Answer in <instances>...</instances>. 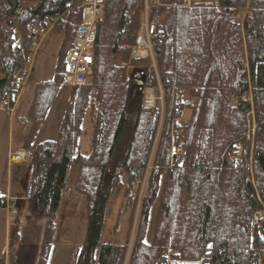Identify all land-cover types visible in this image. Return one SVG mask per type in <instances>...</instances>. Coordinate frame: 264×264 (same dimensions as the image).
<instances>
[{
    "label": "trees",
    "instance_id": "obj_1",
    "mask_svg": "<svg viewBox=\"0 0 264 264\" xmlns=\"http://www.w3.org/2000/svg\"><path fill=\"white\" fill-rule=\"evenodd\" d=\"M70 1L0 0V104L11 92L13 76L27 66L33 42L26 23L46 27L48 18H59L54 29L65 33L54 77L34 86L27 115L20 116V105L14 116L27 127L22 142L27 148L64 83V57L82 20L81 10L66 7ZM246 1L152 8L151 14L161 17V36L153 45L164 93L162 117L160 105L142 107L141 87L121 66L131 62L144 0H106L97 21L93 80L71 88L57 139L38 144L29 164V216L45 218L36 264H47L71 167H79L75 191L86 199L88 221L74 264H157L170 247L179 253L177 260L208 255L203 264H258L259 258L264 264V0H251L242 30L231 17ZM16 28L20 33L13 40L10 34ZM153 73L146 75L156 84ZM186 94L196 102L183 126V160L172 165L171 131ZM88 113L91 152L82 155L78 145ZM251 117L254 143L248 131ZM240 142L254 146L251 167L231 156ZM123 176L128 182L126 240L102 243L106 205ZM161 188L147 243L150 210ZM6 206L7 198L0 194V208ZM256 213L262 214L259 229L252 226ZM17 237L18 227L12 229L11 247Z\"/></svg>",
    "mask_w": 264,
    "mask_h": 264
},
{
    "label": "rangeland",
    "instance_id": "obj_2",
    "mask_svg": "<svg viewBox=\"0 0 264 264\" xmlns=\"http://www.w3.org/2000/svg\"><path fill=\"white\" fill-rule=\"evenodd\" d=\"M169 1L170 0H165L163 4L159 6L175 5V6H182L185 8H190L203 0H197L196 3H193L189 6L184 5L182 0L180 1V3H170ZM250 3H251V0H247L245 2V6L241 8L236 14H234L231 17V20L237 14L241 15L240 16L241 19H243L245 16V20H246V18L251 15V8H250L251 4ZM153 7L154 6L150 7L148 15L149 17H153V16L157 17L158 25H159V22L161 21V17L159 16L158 13L151 14V10ZM144 13H145V9L143 12L142 21L145 16ZM101 18L102 17H100L99 19ZM98 20H96V22ZM28 23H26V25ZM232 23L237 24L238 22H235V23L232 22ZM26 25H25V29L29 33V31L26 28ZM239 26L243 30V25L239 23ZM54 27L45 30V32L40 34L39 37L31 36L29 33V35L32 38L33 43L30 48V55H29L30 61L27 60V66H26V69L28 71V80H27L28 83L24 85V86L26 85L27 86L25 90L23 91V96L21 98V101L18 103V107H20L21 105V110H22L21 111L22 113L20 114V116L27 115V111H28L29 104L31 102L32 91H33L34 86L38 84L39 82L48 81L54 77L60 51L63 45V41L65 39V33L61 30L59 31V30L54 29ZM13 32H15L16 35L14 38H11V34ZM19 33L20 32L18 28L14 29L10 34V38L13 40L17 39L19 37ZM17 44L20 45V41ZM133 49H134V46H133ZM133 49H132V52H133ZM152 51L154 54L153 61L155 62L156 69L149 67L152 64L151 60H134L132 57V52H131V62L121 63V66H123L126 70V75L133 78L135 83L141 86V91H140L141 93L145 87L147 86L158 87V83H160L158 70H157V64L155 60L156 54L154 51V45H152ZM141 70L146 72V74L149 71L154 72L153 74L155 77L156 84L154 83L153 77H151L149 74H148L149 76L146 75L147 77L145 76V78L140 77L139 72ZM148 77H151L152 83L148 82ZM92 80L93 78L91 74V77L89 78L88 83H91ZM70 97H71V87L63 83L59 89L58 95L56 96L54 103L52 104V106L50 107V109L48 110L46 114L44 122L42 123L40 128L37 130L34 138L32 139L30 149L33 150L38 144L44 141L57 139V136H58V133L61 127V123L64 117L66 105ZM187 97L196 100L195 98L191 97L188 94L185 95V98ZM234 100H235V96L234 94H231L230 105H232ZM158 105L159 104H156V107ZM160 110H162L161 107H160ZM191 111H192V108L189 107L184 112V114H181L179 118H177V119H180L181 117H183L184 119H186V122H183V121L181 122L182 127L177 126L176 123H174L172 131L174 129L182 128L183 133H184L183 126L189 122ZM14 116H12L13 119L11 120L10 119L11 115L8 113L5 106L0 104V194L1 195L6 194V188L8 187V181H9V176H8L9 138H11V140L14 141V147H15L18 143L19 133L21 132L24 133V137L22 138V142H23L26 132H27V127H25V125L19 120V118H18L19 120L18 122L16 120L17 118H15ZM161 116L163 117V113L161 114ZM10 125L12 128L11 134H9ZM248 127H249V130H248L249 134L250 132H252L250 134V137H251L250 140L254 143L253 141L254 138L252 135L255 132L256 123L252 117L249 118L248 120ZM82 129L83 130H82V134L79 139L78 149H79L80 154L88 155L91 152L90 137L92 133V124L90 122L89 113L86 115L84 119ZM172 131H171V135H172ZM24 146L21 144L20 147L14 148L13 150L27 148ZM242 148L243 150L247 148L248 153H250L251 144L250 146L245 145V148L244 147ZM170 150H171V146H170ZM29 164L30 163L24 165L23 167L22 166L10 167L11 172H12L13 182L16 183V185L19 187L17 189L20 190L22 197L28 196V198L30 194V184L28 181H30L29 178L31 175ZM164 178H165V173L163 174V177H162L163 181H164ZM122 181H123V184L121 187H116L112 190L111 196L106 205V211H105V217H104V227H103V231L101 235L102 243L111 242L114 244V243H119L122 240L124 243L126 240L125 236L129 228V223L127 220L129 210L125 206V203H126L125 189L128 186L127 176H123ZM62 189H64V187ZM161 192H162V188L160 189L158 197L154 201L151 207V210H150L148 228H147V233L145 237V241L147 243L151 242V239L153 236L154 227L156 223L157 210H158V206H159V202L161 198ZM66 199L68 198L63 199L62 205L60 206V209L58 211L55 231L53 234V240H52V244L50 247L47 264H74L75 254L77 250L82 246L85 240L86 229L88 226L86 206L82 205L81 202H77L76 203L77 207L73 205L76 211L75 212L70 211V208L71 207L73 208V206L69 204ZM13 201L14 200H12V202ZM16 205L17 207L15 206V209L17 211L16 212L17 214L15 215L12 214L13 208H11L9 211H7L6 209L7 206L5 208H0V253L3 250L2 249L3 246L1 244L3 240L5 219L7 218V216L12 220L13 222L12 224H15V220H19V225L22 228L21 231H19L20 235H23L24 233L25 236H29L31 229L36 230V228L40 226L41 227V242H42V236H43L44 227H45V218L37 217V216L30 217L29 211H28V201L27 200L25 201L19 200V202L16 203ZM116 223H118L117 228L115 227ZM253 228L259 229V225L253 226ZM133 234H134V231H133ZM55 239L66 240V243L59 245L56 242L54 243ZM132 240H133V235L130 241L131 244H132ZM13 247L10 246V248H13ZM6 254L9 255V252H6ZM176 254H179V253L176 251ZM207 256L208 255H204L200 259L194 260V261L182 260V259L177 260L175 258V260H177L178 262L175 264H186V263L198 264V262H201V261H203L201 263L203 264L207 260L208 258Z\"/></svg>",
    "mask_w": 264,
    "mask_h": 264
},
{
    "label": "built area",
    "instance_id": "obj_3",
    "mask_svg": "<svg viewBox=\"0 0 264 264\" xmlns=\"http://www.w3.org/2000/svg\"><path fill=\"white\" fill-rule=\"evenodd\" d=\"M165 0H144V19L141 22L139 30L136 35L135 45L132 52V57L134 60H151L152 64L150 68L156 69L154 60V54L152 51L153 41L159 38L160 31L158 27L157 17H149V9L151 6L162 5ZM183 4L189 6L196 3L197 0H182ZM106 0H72L66 3L68 9L77 8L81 10L82 21L75 27L74 37L71 46L67 50L65 55V73H64V83L76 87L88 82L91 77V67L94 63V46L97 38V22L103 15V6ZM240 14L235 15L232 18V22H238L237 24H244L245 16L241 19ZM59 18L50 17L47 20V27H41L37 22H30L26 25L27 30L31 36L39 37L40 34L44 33L45 30L53 28L58 22ZM15 32L11 34V38H14ZM30 61V58H28ZM28 71L25 69L22 73H18L13 76L10 86L11 92L5 95L3 104L7 107L8 111L13 112L22 93L25 80L27 79ZM139 76L145 78L146 72L141 70ZM147 77V76H146ZM148 82L152 83L151 77H148ZM160 103L163 111V91L162 86L158 83V87L147 86L142 90L141 105L143 108H155L156 104ZM195 103L192 98H183L179 110L184 114V112ZM186 122V119L181 117L178 119V123L182 125L181 122ZM182 127V126H180ZM184 133L182 128L174 129L171 135V164L178 165L182 162L184 157ZM253 143V142H252ZM240 142L235 145L231 150L232 158L239 164H247L251 167L252 156H253V146H251L250 153L245 157V152L247 148ZM33 157V153L29 149L21 148L16 149L10 153L11 163H27ZM259 214H255L253 219V224L259 225ZM176 250L174 248H168L162 254V257L157 260V264H175L178 263L175 260ZM203 261L198 262L201 264ZM258 264L261 263V259H258Z\"/></svg>",
    "mask_w": 264,
    "mask_h": 264
},
{
    "label": "crops",
    "instance_id": "obj_4",
    "mask_svg": "<svg viewBox=\"0 0 264 264\" xmlns=\"http://www.w3.org/2000/svg\"><path fill=\"white\" fill-rule=\"evenodd\" d=\"M11 120L13 119V117L11 116L10 118ZM11 125H10V131L9 134H11ZM24 137V133L21 132L19 133V137H18V143L17 145L14 147V141L11 140V138H9V145H8V176H9V181H8V187L6 188V194L4 196H6L7 200H15V206L17 207L16 203L19 202V200H27L28 201V196L26 197H22L20 190H18L17 188H19L16 183L13 182L12 179V172L10 167L13 166H24L26 164H11L9 162V153L12 149L14 148H18L21 146L22 144V138ZM20 144V145H19ZM79 171V167H71L70 171L68 173L66 182L64 184V189H62L63 192V198H68L66 199L68 201L69 204H71L72 206L76 205L77 202H81L82 205L86 206V200L84 199V197L80 196L76 191H75V184H76V178H77V174ZM31 173V171H30ZM70 174V175H69ZM30 181L29 184L31 183V179H32V174L30 175ZM62 205V202H61ZM60 205V206H61ZM7 211H9L11 209L10 204H8V206L6 207ZM70 211H76L75 207L73 206V208H70ZM13 215H15L12 212ZM12 220L7 216V218L5 219V224H4V232H3V240H2V246H3V250L0 253V260H3V264H36V261L38 260V255H39V249H40V244H41V227H37L36 230H32L29 234V236H25L24 233L23 235L19 234V231H21V226L19 225V220H15V224H12ZM18 227V237H17V241L14 245L13 248H10L11 246V234H12V229ZM87 231V229H86ZM86 237V236H85ZM122 240V239H121ZM57 243L59 245L61 244H65L66 240H59V239H55L54 243ZM117 244H123V240L120 241ZM56 245V244H55ZM6 252H9V255L6 254ZM1 264V261H0Z\"/></svg>",
    "mask_w": 264,
    "mask_h": 264
}]
</instances>
